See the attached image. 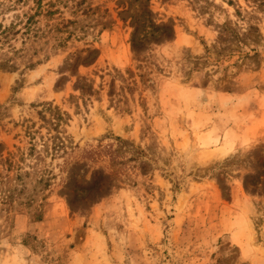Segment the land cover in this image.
I'll list each match as a JSON object with an SVG mask.
<instances>
[{"label": "rangeland", "instance_id": "374dc122", "mask_svg": "<svg viewBox=\"0 0 264 264\" xmlns=\"http://www.w3.org/2000/svg\"><path fill=\"white\" fill-rule=\"evenodd\" d=\"M55 3L0 37V264H264V0Z\"/></svg>", "mask_w": 264, "mask_h": 264}, {"label": "trees", "instance_id": "16d2710c", "mask_svg": "<svg viewBox=\"0 0 264 264\" xmlns=\"http://www.w3.org/2000/svg\"><path fill=\"white\" fill-rule=\"evenodd\" d=\"M55 2L56 0H0V14L2 16L12 14L9 23H0L1 39L7 41L17 33L40 35L44 31L39 26L41 18L47 19V23L44 24L47 27V33L54 30L52 20L53 16L58 13ZM32 65L33 63H30V66Z\"/></svg>", "mask_w": 264, "mask_h": 264}]
</instances>
